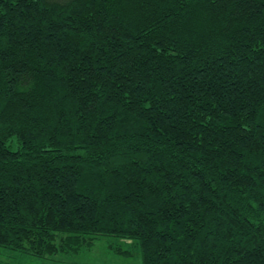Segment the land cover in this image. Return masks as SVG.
Masks as SVG:
<instances>
[{
    "label": "trees",
    "instance_id": "obj_1",
    "mask_svg": "<svg viewBox=\"0 0 264 264\" xmlns=\"http://www.w3.org/2000/svg\"><path fill=\"white\" fill-rule=\"evenodd\" d=\"M102 238L264 264V0H0V248Z\"/></svg>",
    "mask_w": 264,
    "mask_h": 264
},
{
    "label": "rangeland",
    "instance_id": "obj_2",
    "mask_svg": "<svg viewBox=\"0 0 264 264\" xmlns=\"http://www.w3.org/2000/svg\"><path fill=\"white\" fill-rule=\"evenodd\" d=\"M118 246L129 250L131 256L117 254L115 248ZM0 264H141V261L138 248L130 242L102 238L97 240L90 250H84L76 256L57 257L52 261L0 248Z\"/></svg>",
    "mask_w": 264,
    "mask_h": 264
}]
</instances>
